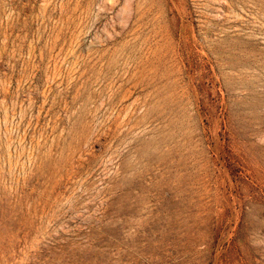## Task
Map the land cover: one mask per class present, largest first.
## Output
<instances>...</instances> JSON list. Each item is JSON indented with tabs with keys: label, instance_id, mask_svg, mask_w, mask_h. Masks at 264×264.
Segmentation results:
<instances>
[{
	"label": "rangeland",
	"instance_id": "1",
	"mask_svg": "<svg viewBox=\"0 0 264 264\" xmlns=\"http://www.w3.org/2000/svg\"><path fill=\"white\" fill-rule=\"evenodd\" d=\"M122 263L264 264V0H0V264Z\"/></svg>",
	"mask_w": 264,
	"mask_h": 264
},
{
	"label": "bare ground",
	"instance_id": "2",
	"mask_svg": "<svg viewBox=\"0 0 264 264\" xmlns=\"http://www.w3.org/2000/svg\"><path fill=\"white\" fill-rule=\"evenodd\" d=\"M176 161H177V160H176ZM202 166H203V165H202ZM190 169H191V168H190ZM213 170H214V169H213ZM207 171H208V170H207ZM174 178H175V177H174ZM179 181H180V180H179ZM175 185H176V184H175ZM235 188H236V187H235ZM231 193H232V192H231ZM217 194H218V193H217ZM225 216H226V215H225ZM142 251H143V250H142ZM153 252H154V251H153ZM124 253H125V252H124ZM138 253H139V252H138ZM125 254H126V253H125ZM130 254H131V253H130ZM130 254H129V255H130ZM131 255H132V254H131ZM137 255H138V254H137ZM140 255H141V254H140ZM151 256H152V255H151ZM125 257H126V256H125ZM125 257H124V258H125ZM131 257H132V256H131ZM140 257H141V256H140ZM155 257H156V256H155ZM124 258H123V259H124ZM143 258H146V257H143ZM156 258H157V257H156ZM156 258H155V259H156ZM121 259H122V257H121ZM125 259L127 260V258H125ZM128 260H129V259H128ZM146 260H147V259H145V261H146ZM142 261H143V260H142ZM145 261H144V262H145ZM156 261H157V260H156ZM147 263H148V261H147ZM122 264H123V263H122ZM154 264H155V263H154Z\"/></svg>",
	"mask_w": 264,
	"mask_h": 264
}]
</instances>
